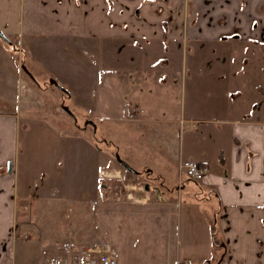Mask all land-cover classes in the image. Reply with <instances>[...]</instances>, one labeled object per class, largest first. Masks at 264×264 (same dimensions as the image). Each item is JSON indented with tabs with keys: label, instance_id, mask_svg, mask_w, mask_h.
<instances>
[{
	"label": "rangeland",
	"instance_id": "obj_1",
	"mask_svg": "<svg viewBox=\"0 0 264 264\" xmlns=\"http://www.w3.org/2000/svg\"><path fill=\"white\" fill-rule=\"evenodd\" d=\"M187 2L185 21L192 18ZM6 5L14 13L16 0ZM10 38L7 53L0 52L13 73L4 75V99L13 100L18 128L11 263L50 264L67 242L110 245L118 264H174L177 240L181 255H204L202 225L220 204L209 189L199 192L200 182L178 174L165 143L169 125L188 126L180 120L195 102L193 83L202 80L187 45L168 59L162 47L150 56L144 42ZM248 60L245 54L237 60L239 87L253 81ZM225 75L222 81L234 86L235 73ZM158 84L164 87L151 89ZM214 237L205 264L223 256Z\"/></svg>",
	"mask_w": 264,
	"mask_h": 264
},
{
	"label": "crops",
	"instance_id": "obj_2",
	"mask_svg": "<svg viewBox=\"0 0 264 264\" xmlns=\"http://www.w3.org/2000/svg\"><path fill=\"white\" fill-rule=\"evenodd\" d=\"M6 1L0 2L6 17L0 31L11 42L10 36L20 41L25 35L92 44L144 42L150 56L162 47L169 51L164 53L168 59L180 44L187 45L190 57L199 60L202 80L193 83L195 102L188 117L180 120L188 126L175 131L169 125L165 143L177 166L188 159L207 164L199 192L212 191L220 208L202 225L204 255H181L177 240L174 264H205L216 234L224 245L217 264H264V0H189L192 18L186 21V0H16L12 14ZM3 44L0 39L7 53ZM240 54L252 62L253 75V81L241 87L236 80ZM3 56L0 52V264H12L18 128L13 100L4 99V75L13 73L4 66ZM233 72L235 85L225 84L222 75Z\"/></svg>",
	"mask_w": 264,
	"mask_h": 264
},
{
	"label": "built area",
	"instance_id": "obj_3",
	"mask_svg": "<svg viewBox=\"0 0 264 264\" xmlns=\"http://www.w3.org/2000/svg\"><path fill=\"white\" fill-rule=\"evenodd\" d=\"M209 172L207 164L197 160H180L178 174L188 180L202 182ZM50 264H118V255L110 245L86 246L74 242L64 243L59 254L49 261ZM176 264H189L185 261Z\"/></svg>",
	"mask_w": 264,
	"mask_h": 264
},
{
	"label": "water",
	"instance_id": "obj_4",
	"mask_svg": "<svg viewBox=\"0 0 264 264\" xmlns=\"http://www.w3.org/2000/svg\"><path fill=\"white\" fill-rule=\"evenodd\" d=\"M0 39L6 43H9V41L5 38V36L2 34V32L0 31ZM24 68V67H23ZM25 69V68H24ZM25 72H27V70L25 69ZM28 73V72H27ZM49 83L54 85L57 89L61 90L62 92H64L66 95H69V92H67L62 86H60L56 80L54 79H50ZM64 111L69 114L70 116H72L73 118H75L72 113L69 111V109L67 107H63ZM89 123L92 126H94V124L90 121L86 122V124ZM117 161L128 171L137 174V172L129 165L127 164L125 161H122L118 156H116ZM8 169H10V165L8 164Z\"/></svg>",
	"mask_w": 264,
	"mask_h": 264
},
{
	"label": "trees",
	"instance_id": "obj_5",
	"mask_svg": "<svg viewBox=\"0 0 264 264\" xmlns=\"http://www.w3.org/2000/svg\"><path fill=\"white\" fill-rule=\"evenodd\" d=\"M4 42V41H3ZM4 43H6V42H4ZM212 238H213V233H212Z\"/></svg>",
	"mask_w": 264,
	"mask_h": 264
}]
</instances>
